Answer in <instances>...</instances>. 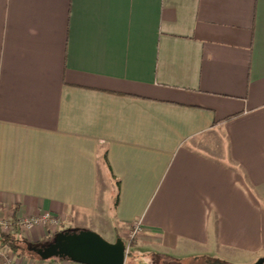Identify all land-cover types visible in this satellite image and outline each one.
<instances>
[{
  "label": "crops",
  "instance_id": "crops-1",
  "mask_svg": "<svg viewBox=\"0 0 264 264\" xmlns=\"http://www.w3.org/2000/svg\"><path fill=\"white\" fill-rule=\"evenodd\" d=\"M45 213L125 264L264 257V0H0V221Z\"/></svg>",
  "mask_w": 264,
  "mask_h": 264
},
{
  "label": "water",
  "instance_id": "water-1",
  "mask_svg": "<svg viewBox=\"0 0 264 264\" xmlns=\"http://www.w3.org/2000/svg\"><path fill=\"white\" fill-rule=\"evenodd\" d=\"M127 246L121 238L110 243L98 233L65 231L51 244L36 249L42 260H68L79 264H125ZM255 264H264V257Z\"/></svg>",
  "mask_w": 264,
  "mask_h": 264
},
{
  "label": "built area",
  "instance_id": "built-area-1",
  "mask_svg": "<svg viewBox=\"0 0 264 264\" xmlns=\"http://www.w3.org/2000/svg\"><path fill=\"white\" fill-rule=\"evenodd\" d=\"M62 221L63 220L60 219L59 217L53 216L50 213H45L39 216H33V217L21 219L16 223H11L9 221H0V229L5 232H11L15 228H20L21 230L29 231L34 229L40 224H44L47 226L50 225L55 228H60V226L63 224ZM142 231H143L142 223L140 221L134 223L130 233L131 240L133 241L137 240L140 234L142 233ZM127 252H128V247H127ZM6 257L7 259H5L4 264H18L14 257H8V256Z\"/></svg>",
  "mask_w": 264,
  "mask_h": 264
},
{
  "label": "trees",
  "instance_id": "trees-1",
  "mask_svg": "<svg viewBox=\"0 0 264 264\" xmlns=\"http://www.w3.org/2000/svg\"><path fill=\"white\" fill-rule=\"evenodd\" d=\"M64 232V231H61ZM56 236L49 238L46 242H33L26 237H19L15 234H1L0 235V248H8L10 252L17 257H25L28 259L42 260L36 252L39 247L47 246L54 242ZM208 264H229L219 260L209 259Z\"/></svg>",
  "mask_w": 264,
  "mask_h": 264
},
{
  "label": "rangeland",
  "instance_id": "rangeland-1",
  "mask_svg": "<svg viewBox=\"0 0 264 264\" xmlns=\"http://www.w3.org/2000/svg\"><path fill=\"white\" fill-rule=\"evenodd\" d=\"M97 222L100 223L101 225H104L105 230L109 229V230L112 231V230L115 229V225H114V223L111 222V218H109V217L107 218L104 215H99ZM78 229H79L78 227H76L75 225L74 226L70 225V223H68L67 221L61 227V231H78ZM79 231H85V230L80 229ZM96 233H98V232H96ZM98 234L101 235L108 242L114 243L113 237L108 235L107 233H104V234L98 233ZM130 263L131 264H136L135 260H132V259H130Z\"/></svg>",
  "mask_w": 264,
  "mask_h": 264
}]
</instances>
